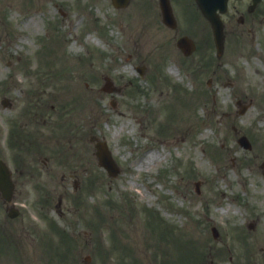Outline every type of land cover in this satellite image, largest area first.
I'll return each mask as SVG.
<instances>
[{
	"label": "rangeland",
	"instance_id": "obj_1",
	"mask_svg": "<svg viewBox=\"0 0 264 264\" xmlns=\"http://www.w3.org/2000/svg\"><path fill=\"white\" fill-rule=\"evenodd\" d=\"M143 3L117 9L110 0H0V92L33 141L9 147L1 129L21 215L7 216L0 199V232L11 230L4 252L16 257L2 253L0 264H55L53 246L65 235L73 239L71 259L59 264H264V30L256 44L248 30L226 34L208 87L217 60L204 63L196 15L176 31L148 26L157 14L142 13ZM181 34L197 39L190 57L176 46ZM106 77L120 88L101 89ZM237 100L248 105L241 115ZM10 111L2 108L3 122ZM241 133L248 150L236 140ZM97 140L107 142L116 176L98 165ZM148 151L158 158L138 167ZM74 184L77 193L63 194L64 215L56 219L64 233H55L38 207H54Z\"/></svg>",
	"mask_w": 264,
	"mask_h": 264
},
{
	"label": "flooded vegetation",
	"instance_id": "obj_2",
	"mask_svg": "<svg viewBox=\"0 0 264 264\" xmlns=\"http://www.w3.org/2000/svg\"><path fill=\"white\" fill-rule=\"evenodd\" d=\"M233 9V11L236 13V16L234 17L235 22L237 23V26L239 27V32H243L244 29H247L250 31V26L255 24V20L257 19V17H259V15H257L258 12H260V17L263 18H258L257 21L260 22H264V5H261L260 2L259 3H254L253 0H228V8L225 10V12L221 13V19L223 21V23L225 24V16L230 13V10ZM143 12L146 15H150V14H157L159 15V17L161 16V12H160V8H159V4H158V0H149L148 3L145 2L144 7H143ZM234 12H231L232 14H234ZM151 21V20H150ZM233 22V19L231 20V23ZM247 25V26H245ZM245 26V27H244ZM244 27V28H243ZM208 24L205 26V29H203V33L207 34L208 31ZM254 28V26H253ZM174 30H178V26L174 29ZM7 123L10 124V127L6 130L8 133V137L9 138H13L14 136H18L17 133V129L15 128V122L14 119L8 118ZM46 123V121L44 119H40V124H44ZM33 129H39V134H41V129L42 126H35ZM28 132V130H27ZM0 133H1V122H0ZM6 134V135H7ZM1 139V138H0ZM4 140L6 139L3 138ZM21 142L23 140H26L27 143H32L31 140L29 139V135L25 136V138L23 137V133H21L20 138ZM2 140V139H1ZM1 144V141H0ZM2 156V149H1V145H0V157ZM2 158V157H1ZM44 163H46L44 161ZM11 169V177L13 179V172L15 171V167H10ZM70 175H72V173H69ZM14 184L16 185V180L13 179ZM16 193V186L15 189L13 190V195L12 197L14 198V196ZM1 196V194H0ZM61 196L58 197V202L56 204V210L61 214V210H60V205H61ZM19 208V207H18ZM43 209H49L48 205H43L42 207ZM6 215L8 216V213H14L13 209L10 210V208H7L6 206ZM20 211V209H19ZM19 214V212L17 213ZM11 235V230L9 231V229L6 231H4V233L0 232V254L4 251V245L10 241L9 237Z\"/></svg>",
	"mask_w": 264,
	"mask_h": 264
},
{
	"label": "water",
	"instance_id": "obj_3",
	"mask_svg": "<svg viewBox=\"0 0 264 264\" xmlns=\"http://www.w3.org/2000/svg\"><path fill=\"white\" fill-rule=\"evenodd\" d=\"M197 1H198L199 5L202 8L207 6V1L206 0H197ZM163 5H164V7L166 9L167 8V0H163ZM208 17L213 22L216 37L220 38V36H221L220 35V28H219V24H218L217 20L215 19V21H213V19H214L213 16L208 15ZM217 32H218V34H217ZM178 44H179V46L181 48H183V50L185 52H187L188 51L187 48L190 46V41L184 39L183 37H181L178 40ZM103 148L105 149V146ZM101 150L102 149L100 148V152H101ZM101 154L104 157L100 155V160L102 162H105L104 163V165L106 164L105 166L109 167L110 173H112V174L116 173L117 169L112 166V161H111V158H110L109 154H104L103 152H101ZM7 174L8 173H7L6 169H5V167L0 163V188H2L3 191L5 192V196H7L8 193H9V184H8V180H7Z\"/></svg>",
	"mask_w": 264,
	"mask_h": 264
},
{
	"label": "bare ground",
	"instance_id": "obj_4",
	"mask_svg": "<svg viewBox=\"0 0 264 264\" xmlns=\"http://www.w3.org/2000/svg\"><path fill=\"white\" fill-rule=\"evenodd\" d=\"M11 7V4L9 5ZM147 155L142 158L137 164H138V167H141L143 166L144 164H147L148 162L150 161H153L154 159L158 158V155L159 154H156L155 152L153 151H148L146 153Z\"/></svg>",
	"mask_w": 264,
	"mask_h": 264
}]
</instances>
